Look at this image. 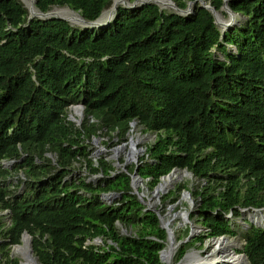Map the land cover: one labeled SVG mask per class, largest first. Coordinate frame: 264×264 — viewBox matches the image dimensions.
Masks as SVG:
<instances>
[{"label": "trees", "instance_id": "obj_1", "mask_svg": "<svg viewBox=\"0 0 264 264\" xmlns=\"http://www.w3.org/2000/svg\"><path fill=\"white\" fill-rule=\"evenodd\" d=\"M173 1L185 9L195 0ZM224 1L206 0L217 10ZM113 3L35 6L66 7L93 22ZM227 4L245 20L223 31L199 2L186 14L120 3L106 25L92 27L0 0V213L10 218L0 215V264H19L8 249L25 231L41 264H165L168 233L134 192V173L151 190L175 168L205 182L175 187L198 204L199 242L235 235L232 217L264 207V0ZM74 104L84 105L81 125L67 119ZM132 121L156 134L147 146L153 162L112 176L113 162L95 165L86 141L125 140ZM82 160L90 174H102L96 184L71 177ZM103 192L118 196L107 202ZM174 193L164 203L175 202ZM95 239L103 245L87 243ZM186 252L179 249L178 261ZM242 252L264 264V228H250Z\"/></svg>", "mask_w": 264, "mask_h": 264}, {"label": "rangeland", "instance_id": "obj_2", "mask_svg": "<svg viewBox=\"0 0 264 264\" xmlns=\"http://www.w3.org/2000/svg\"><path fill=\"white\" fill-rule=\"evenodd\" d=\"M22 1L25 3L26 6H28L24 0ZM128 2L130 3V5L133 4V2L130 0H128ZM158 4L164 10H167L170 12L174 11L173 5L171 8H164L159 2ZM221 14L225 20L228 21L230 19L231 15H229L225 11H222ZM236 17L238 19L237 21H240V23H243L245 20V17L242 15L236 14ZM234 23H237V22H234ZM219 27L221 28V26ZM228 50L230 52H233L234 48L232 46H228ZM216 51L218 52L217 49ZM83 106H84L83 104L72 105L70 107V112H68V114L69 115L74 114L76 112L75 111L76 108L78 107L82 108ZM83 114H84V110H83V113L80 114L81 121L79 123L76 122L78 125H80L81 122L83 121V118H84ZM75 118H78L77 114L75 115ZM155 138H156L155 133L146 132L141 126L136 124L134 125L133 130H131V133L128 135V137L125 140H121L117 136H114L113 139H110L108 136H99V137H94L92 141L89 143L86 141L87 151L89 154L88 157L92 160V162L95 165H97L99 159L103 157H105L108 160H111L116 167V170L111 175L115 176L117 173L121 171H126L133 164H136V163L139 164L142 159H144L146 162H150V163L153 162L152 159L148 158L147 146L151 144L155 140ZM133 139L136 141L135 148L137 150V153L134 157L130 158L129 157L130 144H131L130 141H132ZM117 148L120 149L119 152H115ZM6 162L7 161H4V163ZM8 165L9 164H6V166ZM76 165H77V168L73 172L71 176L72 178H76V179L86 178L87 181L93 182L94 184H96L102 178V174H90L88 164L85 161H83L82 164L78 163ZM136 180H138V182L135 185L136 190L139 191V195L144 201L146 208L151 209V210H156L158 212L161 211V209L165 208V211H166L165 214L161 215L163 217V221L170 220L171 227L174 229L176 242L179 243L180 241H182L180 242V246L177 248V250L174 253V257L172 258L173 263L179 262L177 259V255H178L179 249L183 246L187 248L186 253L195 251V252H198L200 255H206L207 252H210L213 250L212 248L213 246L208 245V243L209 242L211 243L215 239L208 238V239H204L202 242L197 241V237L204 235L205 228L202 226L201 221H199L198 204H196V201L193 198L192 194L190 193L189 190L187 191L186 189H183L180 191H177V189L175 190V187L182 185V184H186L190 190H194L195 187L202 186V184H204L205 182H202V180L195 178L189 172L187 177H184L182 180H178L177 182L169 186L165 191H162L158 196H155L157 186L159 185H157L154 190H151L149 188V182L147 180H144L139 175H137ZM20 189L18 192H22L20 191ZM173 191H175V193L172 195V197H175V202L171 203L172 199L169 198L166 200V203H164V198L168 194H171V192ZM18 192L16 193L18 194ZM109 193L111 192H107V193L103 192L101 196H103L104 194H109ZM104 197L106 200L110 202L114 201V196L112 195L110 196L106 195ZM246 212H253V210L248 209L242 212V216L237 217V218L232 217V220L234 222V230L236 231V234L225 236V238L234 242L231 246V249L235 252V254L237 253V255H241L243 248L245 246V243H246V236L250 228L252 226H255L246 217L245 215ZM1 215H3L2 216L3 221L9 223L10 221L9 214L5 213ZM261 216L262 214H260V217ZM122 231L124 232L126 231V229L123 228ZM189 233H191V235L188 238L187 236L189 235ZM186 238H188L187 241L183 243V241ZM190 242L191 244H188ZM95 243L98 245H103L102 240H97V241L95 240ZM167 245H168V241L166 243V247ZM12 248L13 247H10V249H8L10 256L18 259L19 264H28L26 258L22 256L21 254H18V253L15 254ZM34 256L36 255L34 254ZM37 260H38L37 264H41L39 259Z\"/></svg>", "mask_w": 264, "mask_h": 264}, {"label": "bare ground", "instance_id": "obj_3", "mask_svg": "<svg viewBox=\"0 0 264 264\" xmlns=\"http://www.w3.org/2000/svg\"><path fill=\"white\" fill-rule=\"evenodd\" d=\"M24 1L27 3L29 9L32 11L31 15L36 16V14L39 13V10L36 8L32 0H24ZM155 1L159 2L164 8L172 7V4L168 0H155ZM120 3H122V1L116 0L113 7H111V9L103 13L100 21L105 22L109 20L110 17L112 16L113 11L115 10V7H117ZM48 14L57 15V16L66 18L74 25L86 24L82 21V17L80 14L66 7H63V8L54 7L52 10L48 12ZM237 17H236V14L231 15L230 19L227 21L224 19L221 13L218 12L217 14L218 21L220 22V26L223 31L229 28L228 26H226L227 25L226 23H230L232 26L235 24L234 22H238ZM75 111L77 114L81 113L80 108H76ZM135 145H136V141L133 139L131 141V151H130V156H129L130 158L134 157L137 153V150L135 149ZM119 151L120 149L118 148L115 150V152H119ZM187 176H188V173L186 172L175 171L172 173V175L168 177H164L163 180L160 182L159 186L157 187L155 196H158L162 191H165L173 183L177 182L178 180H182L184 177H187ZM137 182L138 180H135V184ZM260 214H262L263 217L262 216L260 217ZM245 215L246 217H250L252 224L256 226L264 227V210H260L258 212H246ZM163 224L172 229L173 236L171 235L170 239L168 240L167 247H165V249L162 251V257L168 264H175L172 262V258L174 257L175 251L180 246V242L178 243L175 240V233H174V229L171 227L170 220L163 221ZM233 243H234L233 241H230L227 238H216L211 243L210 242L208 243V245L213 246L212 251L207 252L206 255H200L198 252H195V251L190 252V254L185 259H183L179 264H248V260L246 259L245 256L237 255V253L235 254V252L231 249V246ZM28 249L29 247L27 246L26 240H25L23 241V243L19 245V247L14 248V253L15 254L18 253L24 256L28 264H37L38 260L33 254L31 255L26 254V251H28Z\"/></svg>", "mask_w": 264, "mask_h": 264}, {"label": "water", "instance_id": "obj_4", "mask_svg": "<svg viewBox=\"0 0 264 264\" xmlns=\"http://www.w3.org/2000/svg\"><path fill=\"white\" fill-rule=\"evenodd\" d=\"M120 1H122V4L125 5V6H127V7H134V6L137 5V3H141V4L156 3V4H158V2L155 1V0H136V1H134L133 4H131V5H130V3H129L127 0H120ZM227 1H228V0H225V1H224V5L222 6V8H221L220 10H217L214 6H212L211 4L207 3L206 0H195V1H190V2L188 3L187 8H185V9H182V8L178 7V5H177L173 0H169V2L174 6V10H175L176 12L181 13V14L189 13V12L191 11V8H192L193 4L196 3V2H199V3L201 4V6H203V7L207 8V9H209V10L212 12V14H213V16H214V19H215V23H216L218 26H220V22L218 21V18H217V14H218V12L221 13L222 11H225V12L228 13L229 15H234V14H235V13L229 8V6H228V4H227ZM32 2H33L34 4H36V0H32ZM115 2H116V0H114L113 5L115 4ZM158 5H159V4H158ZM27 7H28V6H27ZM112 7H113V6H112ZM28 8H29V7H28ZM116 9H117V7H115V10L113 11L112 16H113L114 12L116 11ZM29 10H30V9H29ZM31 12H32V11L30 10V13H31ZM102 15H103V14H102ZM102 15L100 16V18H98V20H95V21H93V22L85 21L84 18H82V21H83L84 23L88 24L89 26H92V27H94V26H100V25H106V24L108 23V21H106V22H101V21H100ZM36 16H38V17H40V18H49V17L54 16V17H58V18H62V19L68 20V19H66V18H63V17L57 16V15H49L48 12H42V11H39V13L36 14ZM112 16L110 17V19L112 18ZM110 19H109V20H110ZM226 24H227L226 26H228V27L231 26L230 23H226ZM83 110H84V106L82 107L81 113H83ZM80 121H81V120H79V122H80ZM11 162H13V161H11ZM175 171H184V172H186V173H189V171H188L187 169H183V170H181V169H179V168H175V169H173L170 173H168V174H167L166 176H164V177H168V176L172 175V173L175 172ZM164 177H162V180H163ZM159 184H160V183H159ZM159 184H158V185H159ZM132 186H133L134 190L136 191V193L139 195V191L136 190V186H135V183H134V182H132ZM157 187H158V186H157ZM139 198H140V200L144 203V201L142 200V198L140 197V195H139ZM245 210H247V209H244L243 211H245ZM252 210H253V212H258V211H260V210H264V207H263V208H253ZM154 211H156V210H154ZM156 212H157V214H158V216H159V220H160L161 227L164 228V229H166V231H167V233H168V238H167V241H168V240L170 239L171 235L173 236V231H172V229H171L170 227H167V226H165V225L163 224V217L160 215V213H159L158 211H156ZM248 219L251 221L250 217H248ZM251 222H252V221H251ZM258 227H259V226H258ZM262 228H264V227H262ZM124 232H126V231H124ZM190 235H191V233H189V235H188L187 237L189 238ZM25 237H28V239H29V244H30L28 251H26V254H27V255H28V254L31 255V254L33 253V251H34V250H33V247H32V240H31L32 238H31V236H30L27 232H24V234H23V236H22V239L25 238ZM188 238H186V239L183 241V243L186 242ZM219 238H225V236H220ZM180 242H182V241H180ZM14 246H15V247H19V245H14ZM164 249H165V248H163V249L161 250V252H160V259H161L163 262H165L166 264H168V263L163 259V257H162V251H163ZM191 252H192V251H191ZM189 254H190V252L185 253L184 256H183V258H182L179 262H177V263H175V264H179V263H180L183 259H185ZM241 255L245 256L246 259L248 260L246 254H245L244 252L241 253ZM248 264H250L249 260H248Z\"/></svg>", "mask_w": 264, "mask_h": 264}, {"label": "built area", "instance_id": "obj_5", "mask_svg": "<svg viewBox=\"0 0 264 264\" xmlns=\"http://www.w3.org/2000/svg\"><path fill=\"white\" fill-rule=\"evenodd\" d=\"M78 108H80V107H78ZM80 109L82 110V108H80ZM76 114H77L76 112H75L74 114H72V115H69V114H68L67 119L70 120V121H73V122H75V123H76V122L79 123V120H80V117H81V115H80L81 113H80V114H77V115H78V118H75V115H76ZM89 120H90L89 122H95V119L92 118V117H91ZM77 123H76V124H77ZM136 124L139 125V124L137 123V121H132V122H131V129H130L129 134L131 133V130H133V127H134V125H136ZM77 125H78V124H77ZM139 126H140V125H139ZM129 134H128V135H129ZM128 135H127V137H128ZM130 143H131V141H130ZM135 146H136V145H135ZM135 149H136V148H135ZM130 151H131V144H130ZM130 151H129V156H130ZM136 164H137V163H136ZM137 175H138L137 173H134V174L132 175V182L135 183V180H136ZM135 185H136V184H135ZM106 195H109V196H110L111 194H104V195L102 196V199H103L104 201L110 202V201H108V200L105 199L104 196H106ZM112 201H113V200H112Z\"/></svg>", "mask_w": 264, "mask_h": 264}, {"label": "clouds", "instance_id": "obj_6", "mask_svg": "<svg viewBox=\"0 0 264 264\" xmlns=\"http://www.w3.org/2000/svg\"><path fill=\"white\" fill-rule=\"evenodd\" d=\"M85 109V108H84ZM84 115V114H83ZM81 119V118H80ZM82 123V122H81ZM81 125V124H80ZM14 163V161L13 162H11V161H7L6 163H4V166H6V164H9V165H12ZM133 187V186H132ZM134 189V188H133ZM134 192H135V190H134ZM136 193V192H135ZM109 194H111L112 196H114V199L118 196V194L117 193H114V192H111V193H109ZM139 196V195H138ZM148 209V208H147ZM248 210V209H247ZM4 212V211H3ZM9 214V211L8 210H5V212L4 213H0V215L1 214ZM248 218V217H247ZM10 219V218H9ZM256 226V225H255ZM258 227V226H257ZM262 228V227H261ZM26 232V231H25ZM28 233V232H27ZM124 233H126V232H124ZM24 234V233H23ZM23 234H22V236H23ZM29 234V233H28ZM30 235V234H29ZM31 236V235H30ZM31 238H32V236H31ZM219 238V237H218ZM213 239H216V238H213ZM23 240H24V238L22 239V237H21V243H23ZM32 240V239H31ZM96 241L97 240H101V239H95ZM95 240L94 241H92V243H95ZM91 241H88L87 243H89V244H91L90 243ZM21 243H18V244H14V245H20ZM96 244V243H95ZM14 245H12L11 247H13L12 249H13V252H14V248H16ZM98 245V244H97ZM32 247H33V241H32ZM166 247V246H165ZM33 250H34V248H33ZM33 253H34V251H33ZM32 253V254H33ZM243 253V252H242ZM34 255V254H33ZM12 257V256H11ZM37 259H38V257L37 256H35Z\"/></svg>", "mask_w": 264, "mask_h": 264}]
</instances>
